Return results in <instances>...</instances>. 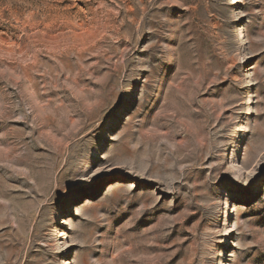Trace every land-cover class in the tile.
<instances>
[{"label":"rangeland","instance_id":"374dc122","mask_svg":"<svg viewBox=\"0 0 264 264\" xmlns=\"http://www.w3.org/2000/svg\"><path fill=\"white\" fill-rule=\"evenodd\" d=\"M0 264H264V0H0Z\"/></svg>","mask_w":264,"mask_h":264}]
</instances>
